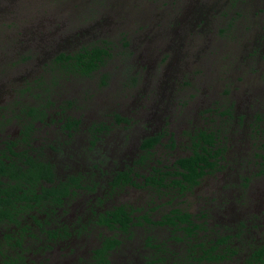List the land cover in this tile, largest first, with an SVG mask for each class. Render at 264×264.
<instances>
[{"label": "rangeland", "instance_id": "374dc122", "mask_svg": "<svg viewBox=\"0 0 264 264\" xmlns=\"http://www.w3.org/2000/svg\"><path fill=\"white\" fill-rule=\"evenodd\" d=\"M228 1L0 0V92L2 93H0V114H15L20 107L23 109L24 105L31 102L27 93L22 92L21 95L19 92L16 93L18 89L25 87L20 79L25 76L33 78L39 74L47 75L48 73H43L42 68L47 62H51L55 54L60 51L73 52L83 45L106 42L111 48V56L107 58L105 66L100 71L90 77L77 75L72 81L65 80L58 87L62 99H65L63 104L68 99L74 101V104L68 108L71 109V114L84 117L92 123L97 120L109 123L110 118L107 115L115 110L114 103L118 96L123 97L128 93L133 95L137 92V95L142 94L138 97L142 103L147 95L153 93L158 96V93L168 102L164 110L167 112L157 115L156 110L152 109V115L155 118L150 123L157 128L162 124V118H172L167 128L174 129L179 150L182 153L187 151L184 148V142L188 140L185 131L190 133L193 128L192 125L185 123V119L180 118L183 115L180 111L187 110L189 121H194V125H198L201 123V118L197 114L198 109L204 112L206 108H221V101L230 100L237 104L235 111L243 115L247 122L251 119L249 116L252 112L256 109H264V106L256 105L253 98L248 96L256 91L261 93V87L264 92V35L261 41L257 39V35L264 31V0H230L227 4ZM235 2H237L236 5ZM232 3H234L233 6H231ZM231 23L232 26L228 27ZM162 27H168V29L170 27L167 38L162 39L163 42L158 46L156 43L150 44L147 38H151L152 34L160 33ZM187 28H194L195 33L189 32ZM165 45H171V47L168 48ZM201 45L206 47L203 46L201 51L197 52ZM146 46L151 48L144 49ZM252 48L257 49V60L254 62L256 70L248 81H241V77L245 74L243 66L249 60L247 52ZM224 67L227 68L226 72ZM155 69L158 73L162 71L165 74V82L162 84L152 80ZM136 70L142 71L143 75L141 87L138 84L134 88L133 84L127 83L133 80ZM55 73L59 76V73ZM105 75L107 78H104ZM50 79H52L51 75ZM190 81L196 84V91ZM204 82L208 83L207 88L211 90L208 94H203L202 96L207 98L200 101L202 97L200 99L198 97L205 91ZM183 83H186V89L179 88V85ZM248 87L249 90H246ZM54 88L57 91V86ZM178 90L186 91L188 96ZM243 91L246 92V96L242 95ZM138 100L133 101L138 102ZM21 101H23L22 105H18L17 103ZM9 118L12 119L11 116ZM0 121L5 122L2 119ZM215 125H218L217 120L208 126L214 128ZM3 127L10 133L17 129L14 121L5 123ZM128 127L131 132L130 140L122 143V146L126 145V148L121 151L126 152L124 161L113 153L110 161L103 162L106 170L120 169L123 163L127 166L130 162L128 158L135 155L133 144L135 138L131 139V137L133 134L139 135L143 128L140 124L137 127L130 124ZM86 128L79 136L78 143L81 149L90 145ZM236 128L239 129V133L233 132L231 139L239 142L238 136H243L247 131L242 126H236ZM246 128L249 133V127L246 126ZM127 131L128 129L119 126L110 134L111 142L115 139L121 142ZM251 140L252 144L258 143L255 138ZM232 148L229 150L234 149ZM256 149V147L253 148L255 152ZM237 150L236 148L230 152L229 158L244 157L245 149L241 148L239 152ZM259 151L262 150L259 149ZM158 155L156 153L153 159ZM89 165L87 156H84L77 159L71 168H66L62 162L56 168L59 176L63 177L70 172L85 171ZM241 168L245 171L246 166L243 165ZM139 171L146 173L147 169ZM263 171V167L256 165L254 172L259 175L251 179L252 187L250 186L242 193V190H236L225 195L227 196L225 203L230 202L229 207L219 206L218 194L214 195L215 193L205 189L211 185L210 182L218 186L222 183L229 184L224 178L223 180L209 179L210 182L202 180L201 184L193 190L182 194H177L173 190L157 192L152 188L140 189L132 186L120 187L114 192H108L104 190V184L109 176H106V173L101 175L97 172L92 176V180L98 184L94 187V191L78 192L73 197L74 201L66 199L63 203L66 207L65 211L69 212L65 214L66 222H74L80 215L82 224L87 228L82 235L76 234L71 237L69 243L72 249L75 247V252L66 251L64 248L61 252L55 248L51 253L39 250L45 233H40L33 225V221L25 216L23 218L25 225L34 227L36 238L24 237L20 241L22 242L20 247L13 240L17 234L21 233L20 229L14 233L11 225L3 224L0 226V260L7 258L12 260L21 251L24 256L30 252L40 253L36 255L37 264H42L44 259L50 258L52 259L45 264H95L91 251L97 246L101 235L109 234V231L94 223L92 220L94 217L89 213L88 205L98 203L100 210L120 204L130 205L136 210L137 215L146 214L151 219V221L142 220L141 225L132 228V236H121L123 244L112 253L109 264H145L153 259V252L156 249H151L145 244L148 240H152L155 247L156 244L165 242L166 254L160 253L165 260L163 264H177L182 260L185 261L184 264H264V262L252 260L250 255L254 248L264 244V218L258 216L257 224L247 228V221L253 215L262 216L264 208H261V204H257L261 209L245 213L240 207L243 202L237 201L238 195L239 197L241 195L242 198L256 203L254 187L256 181L264 183ZM136 181L142 183L141 176L136 177ZM84 182L88 186L91 185L89 177ZM260 188L264 193V187ZM248 190L251 192L249 193ZM262 203L264 204V200ZM175 209L192 213L193 219L196 218L198 224L202 227L206 224V229L203 227L194 236H188L186 229L173 232L172 228L158 223L164 215L172 214ZM212 210L219 216L212 215ZM41 219H47V217ZM57 220L58 218H55V221ZM241 221L244 227L241 226ZM57 227L58 223L56 226H49L50 230ZM78 227L81 229L80 226ZM4 233H10L11 237L6 238ZM218 237L228 239L226 244L220 245L222 247L219 246L215 253L223 255L222 250L224 251L229 245L236 254L231 253L220 260L202 259L204 254L200 245L203 242L207 243L206 246L211 245V239L216 241ZM196 245L198 247H195ZM194 249L197 253L193 255L197 258L189 261L191 251ZM175 257L180 260L176 261ZM25 258L24 261L27 262L28 256Z\"/></svg>", "mask_w": 264, "mask_h": 264}, {"label": "flooded vegetation", "instance_id": "af4514ba", "mask_svg": "<svg viewBox=\"0 0 264 264\" xmlns=\"http://www.w3.org/2000/svg\"><path fill=\"white\" fill-rule=\"evenodd\" d=\"M228 3H230V0L227 2V4ZM236 3L237 2H235V5ZM233 4L234 3H232L231 6H233ZM259 11L263 12V10ZM12 13L14 14V9ZM167 23L169 24L170 22L168 21ZM231 26L232 23L228 25V27ZM187 29L189 30V32L192 31L193 33H195L194 28ZM168 32H170V27L169 29L168 27H162V31L160 33L150 35L151 38H147V40L150 44L153 45L154 43H156V46H158L163 42L162 39L167 38L166 35ZM263 32L264 31H262V33H259L261 35H257L258 41L259 39L261 41L262 35H264ZM84 46L87 45L79 47L78 50H80ZM203 46L204 45H201L200 48H198L197 52L201 51ZM165 47L169 48L171 47V45H165ZM205 47L206 46H204V48ZM149 48H151V46ZM149 48L147 46L144 47V49ZM62 52L73 53L75 51H60L59 53L55 54L51 62L46 63L47 67L43 66L42 68L43 73H48L47 75L43 74V76H41L39 74L40 76L36 75L33 78H30V76H28L27 78L25 76L20 79V82L23 83L25 87L18 89L16 93L19 92V95H21L22 92L27 93V95L31 99V102L24 105L23 109L20 107L15 114H0V119L5 121H0V164L1 162L10 164V162L17 161L18 157L15 155V153L23 152L26 149L28 153L33 154L34 157H40V159H42V161L44 162L49 161L53 163L57 179L64 181L66 180V178L72 176L73 174L80 175L82 184L84 186L77 187L70 191V195L63 198L61 205H57L59 203L50 204V202H48L50 200L42 203H37L34 199L30 200V204H26L25 202H23L24 205L20 207L22 209L20 210V215L17 216L16 212H14L13 214L15 217L17 216L20 219L19 222L10 221V219L7 217H5L4 220H0V226H2L3 224L5 226L11 225L12 231L14 233L18 232V230L20 229L19 232L21 233L17 234L16 237L13 238L15 244H18L20 247H22V245H20L22 242L20 241L24 237L31 239L36 238V234H34V231L36 230L34 229V227L32 225H25V220H23V218L27 216V219H31L33 221V225L36 226V229L40 233H45L44 241L39 247V250H44L47 253H51L55 248L60 252L64 248L66 251L75 252V247L72 249V246L69 243L71 237L75 236L76 234L82 235L87 231V228L82 224L83 220L80 219V215V217H76L74 222H66L65 218L67 215L65 214H68L69 212L65 211L66 207L65 205L63 206V203L66 202V199L74 201L75 198L73 197L78 192L94 191V187H97L98 184L92 180V176H94L97 172H99V174L101 175L106 173V176H109V179L104 184V190L108 192H114L120 187L132 186L134 188L140 189L152 188L156 189L157 192H161L162 190H173L176 191L177 194H182L183 192H189L193 190L195 187L201 184L202 180H205V182H207L209 181V179L223 180L224 178V180L226 182H229V184L222 183L220 186H218L216 184L214 185V182L209 181L211 185H208L205 189L206 191L215 193L214 195H216L217 193L220 198L218 203L219 206L225 205L227 207H229L230 202L229 204L225 203V201H227V196L225 195H229L236 190H242V193L250 186L252 187L253 184L251 179H254L259 175L254 172L255 166L258 165L264 168V109H256L249 116L251 117V119L246 122L244 116L237 114V112L235 111L237 104L230 100L228 102L223 100V102L221 101V108H206L204 112H200L202 109H198L197 114L198 117L201 118V123H198V125H194V121H189L187 110L180 111V113L183 114L180 118L185 119V123L192 125L193 128L192 132L190 133L185 131V134L188 135V140L184 142V148L187 151L182 153V151L180 152L179 150V142L178 140H176L174 129L172 127L167 128L172 118H162L161 123H164V125L161 124L160 126H157V128H154L150 123V121L155 118L154 115H152V109L156 110L155 113L157 115H159L161 112H167V110H164L166 109L165 106L168 104V102H166L165 98L158 93V96L153 93H151V95H147V98L145 97V101L142 103L138 100V97H140L142 94L137 95V92H134L133 95L128 93L126 95H123V97L118 96V99H116L114 103L115 110L112 112L110 111L107 115L110 118L109 123H103V121L101 122L98 120L94 121L93 123L91 121L89 122L88 119L86 120V118L84 119V117L71 114V109L62 107L61 105H63V101L65 99H62V95L61 93H59L58 87H60L62 82L67 80V78L62 70V66L60 65V67H58L54 64V59ZM247 54L249 55V60H247V63H245V65L243 66L245 74L243 77H241V81H248L250 78H252L255 73L254 71L256 70L254 62H256L257 60V49L252 48L247 52ZM49 63L51 64L50 66L48 65ZM226 71L227 68L224 67V72ZM55 72L59 73V76L56 75ZM49 74L52 76V79H50ZM142 75V71L136 70L135 77L127 84H133L134 88L138 86V84H140L139 86L141 87ZM164 75L165 74L162 71L158 73V70L155 69L153 72L152 80H156L162 84L163 82H165ZM191 83L194 85L196 91V84H194L193 82ZM207 84L208 83L204 82L205 91L202 92V94L198 97L199 99L200 97H202L200 101H203L204 98L206 99L207 96L202 95L208 94L211 90V88L210 90L207 88ZM56 86L57 91L54 90V87ZM249 86H251V84ZM182 87L186 89V83L179 85V88ZM49 88L51 89L50 92L48 91ZM246 90H249V87ZM178 92L184 93V95L186 94L188 96L187 92L184 90H178ZM37 93H39L40 96L37 95ZM84 93L87 94L86 91H84ZM89 94L92 96V92H90ZM34 95H37V97H33ZM135 95H137V97ZM242 95L246 96L247 94L243 91ZM263 95L264 92L262 91L261 87V93L259 91H256L248 96L253 98V101L256 103V105L264 106ZM189 96H191L190 93ZM134 99L138 100V102H134ZM22 103L23 101L18 102L17 104L22 105ZM35 108L37 109V111H39V113L38 115L33 117L29 114ZM68 115H72L79 120L78 124L75 125L74 128L72 127L71 129H67V127H65ZM9 116H11L12 119H10ZM216 120L218 125H215L214 128H210L208 125H210L211 122H215ZM10 121H14L15 126L17 127V129L12 131L11 133L8 129L5 130V128L3 127L5 123H8ZM25 124L28 125L27 128L24 127ZM130 124L133 126L136 125V127L138 124H140L143 128V130L140 131L139 135L133 134V136L131 137V139L135 138V142H133V144L135 145V155L130 158L127 157L130 161L127 166H125V164L123 163V166L120 169L106 170L103 162H105V160L110 161L111 155L113 153L117 154L120 159L124 161L126 152L121 151H124L126 145L122 146V143L125 140H130L129 134H131V132L129 130L130 128L128 127ZM119 126L128 129V131L123 135L121 142L116 139L114 141L112 140L111 142L110 134L117 130ZM236 126H242L245 131H247L243 136H238L239 142H235L231 139L232 135L239 133V129H237ZM246 126H248L250 129L249 133ZM85 128L87 129V140L90 145L89 147L86 146L85 148L81 149V146L78 143L80 141L79 136H81V131ZM25 136H28V140H24L23 142L26 147L23 146L21 142L23 137ZM210 136L211 139L213 138L211 145ZM206 138L208 140L210 139L208 143L206 142ZM253 138H255L258 143L252 144L251 139ZM147 140H149L151 144L145 146V141ZM76 143H78V145ZM203 147L207 148V151H204ZM231 147L234 148H232L233 150H236L237 148L238 152L241 148L245 149L244 157L229 158L228 154L233 151L229 150ZM254 147L257 148L256 152L253 150ZM197 148L199 150H203V153L205 154L204 158L213 165L204 168V174L200 177L198 184H191L189 182L187 183V181H184L185 188L177 186L175 179L182 178V176L178 175L177 161L182 157H191L194 154L195 149ZM211 148L213 149L209 151ZM259 149L262 151L260 152ZM210 152L211 154H209ZM156 153H158L159 155L158 157L153 159ZM84 156H87V161L90 162L87 170L77 171L73 173L70 172L63 177L59 176L56 167L60 166L61 162L66 168H71L77 161V159H81ZM243 165L246 166V168L244 169L245 171H242L241 167H243ZM249 165L252 166L250 167ZM64 166H62V168ZM140 169H147V171L146 173H141L139 171ZM127 174L132 175V179L134 180L133 183H130L128 181V179L126 178ZM138 176H141L142 183H138L136 181V177ZM87 177H89L91 181V185L89 186L84 182ZM148 177H152L153 179H155L153 184L146 181ZM162 178H164V180L161 183L160 181ZM10 183L15 184L16 180L11 176V174H3L0 169V197L5 196L6 200L8 198L9 203H5V206L8 208L10 207L11 209L14 208L16 210L15 205L17 197L15 195L11 196L10 194L12 192L8 194L4 191L3 193L4 189L10 187ZM261 186L264 187V183L256 181L254 187L256 203H252V201H250L249 199H244L241 195L240 197L238 195L237 201L239 202L240 200V202H243L240 207L245 213H249L250 211L256 212L258 209L264 208V204L262 203V201L264 200V193L260 188ZM248 191L249 193L251 192L250 190ZM20 192V194L22 195H25L27 193H23V191ZM30 195L31 197H33L32 193H30ZM65 204L67 205L68 203ZM257 204H261L262 207L259 208ZM122 205H125L128 210H133V216H139L136 214L137 212L132 206L126 204L116 205L105 210L98 209V203L88 205L89 213L94 217L92 219L94 223L98 227H102L109 231V234L100 236L97 246H95L91 251V256L95 264H97L95 250L101 246L104 237L112 236L115 234V230L99 223V215L103 212H107L108 210H114L116 207ZM182 211L183 213L188 212L184 210ZM35 213H37L38 215H36ZM188 213L192 215V213ZM211 213L212 215L219 216L218 214H215L213 210L211 211ZM145 215H142V217ZM258 216L259 218L263 219L264 210H262V216L253 215L252 218L247 221V228L254 227L257 224L256 222L258 221ZM45 217H47V219H41ZM55 218H58V220L55 221ZM194 220V225L196 224L200 229H203V227L205 228L206 224H204V226L202 227L196 222V218H194ZM57 223L58 227L54 230H50L49 226H56ZM240 223L241 226H243V222L241 221ZM78 226H80L81 229ZM200 229H197V231ZM259 231H261L260 227ZM22 233H24V235ZM4 236L6 238H10L11 234L4 233ZM121 236L130 237V235L119 234V238L121 241L120 245L123 244V238H121ZM150 248L158 249L157 247H155V245H150ZM255 249L256 248L252 250L250 254L251 256H253V252ZM32 251H34V249H32ZM27 254L28 255L25 254V256H28L27 262L24 261L25 256L20 251V254H17L16 258L12 260L9 258L1 259L0 264H37L36 255H40V253L30 252V254ZM29 255H31V257H29ZM50 259H44V262L42 264L47 263Z\"/></svg>", "mask_w": 264, "mask_h": 264}, {"label": "trees", "instance_id": "16d2710c", "mask_svg": "<svg viewBox=\"0 0 264 264\" xmlns=\"http://www.w3.org/2000/svg\"><path fill=\"white\" fill-rule=\"evenodd\" d=\"M111 48L108 43L104 44H92L89 46H84L80 50L75 51L73 53H65L62 52L54 59V64L58 67L62 66V70L67 78L66 81L72 80V78H76L77 75L83 77L92 76L95 71H100V69L105 66L107 58L111 56ZM107 78V75L104 76ZM50 92L51 89L49 88ZM37 95L40 96L38 93ZM74 104V101L68 99L65 101V104L61 105L62 107L68 109ZM39 111L37 109H33L29 115L35 117L38 115ZM44 116V115H43ZM79 122L78 119L73 117L72 115L67 116L66 126L67 129L74 128ZM27 124L24 125L27 128ZM24 134V133H23ZM29 136V135H28ZM28 136L23 137L22 145L24 140H28ZM211 139V136H210ZM209 139V140H210ZM213 139V138H212ZM212 139L210 141V145L212 143ZM206 138V142L209 141ZM151 142L149 140L145 141V146L150 145ZM26 147V146H25ZM211 148L209 151H211ZM204 151H207V148L203 147ZM203 150L195 149L194 154L191 157H182L177 161L178 175L182 176V178H176V185L185 188L184 181L191 184H198L200 177L204 174V168L210 167L213 164H210L205 158V154ZM211 154V152L209 153ZM15 155L18 157L17 161L6 163L1 162L0 169L3 174H11V176L16 180L15 184L10 183V187L3 190L6 193L12 192L11 196H16V210L10 207H6L5 203H9L8 198L0 197V220H4L5 217L9 218L10 221L19 222L20 219L17 217L20 215V207L26 204H30V200H36L37 203H42L48 201L53 204L61 205L64 197L70 195V191L77 187L84 186L81 181L80 175H72L66 178V180L57 179L55 169L53 167V163L47 161L44 162L40 157H34L33 154L28 153L25 149L23 152H16ZM204 163V164H202ZM126 178L130 183H133L132 175L127 174ZM164 178L161 179V183ZM148 183H154L155 179L152 177H148L146 180ZM167 185V184H166ZM24 186V187H23ZM26 193L25 195L20 194ZM30 193L33 194L31 197ZM182 210L177 209L169 214H166L162 217L161 220L158 221L161 225H166L169 228L173 229V232H177V230L185 231L188 236H194L200 229L196 224L194 225V219L191 214L188 212H181ZM16 212V217L13 215ZM142 220L151 221L148 215L142 217L133 216V210H128L125 205L116 207L114 210H108L107 212H103L99 215V223L110 227L115 230V234L112 236H106L103 238L101 246L95 250V257L97 264H109L111 259V253L118 249L120 246V238L119 234L132 235V228L136 225H141ZM151 239V238H149ZM212 240V241H211ZM210 244L202 243L200 245V249L203 252L202 259H207L210 261L220 260L221 258H226L231 253H236L231 247L226 246L224 251L222 250L223 255L219 253H215V251L219 248L220 245L226 244L227 239H222L218 237L215 241L211 239ZM148 246L154 245L152 240L146 241ZM209 244V242H208ZM158 249H155L153 252V259H150L145 264H163L164 257L160 255L166 254L165 242L162 244H156ZM195 247H198L196 245ZM222 246H220L221 248ZM112 251V252H111ZM190 254L189 261L195 260L197 257L193 255V253H197V250H192ZM155 258V259H154ZM176 261L180 260L178 257H175ZM252 260L264 262V245L257 247ZM10 262V261H9ZM180 264H184L185 261H179ZM178 263V262H177Z\"/></svg>", "mask_w": 264, "mask_h": 264}]
</instances>
